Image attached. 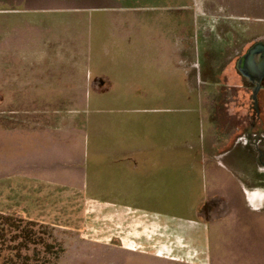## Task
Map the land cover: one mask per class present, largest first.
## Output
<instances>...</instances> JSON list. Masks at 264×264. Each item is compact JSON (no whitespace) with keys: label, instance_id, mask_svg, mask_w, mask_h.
<instances>
[{"label":"crops","instance_id":"crops-1","mask_svg":"<svg viewBox=\"0 0 264 264\" xmlns=\"http://www.w3.org/2000/svg\"><path fill=\"white\" fill-rule=\"evenodd\" d=\"M258 43L264 0H0V176L13 159L18 184L66 187L67 101L89 142L86 191L109 193L112 207L206 227L203 210L216 198L208 192L220 193L230 201L223 234L241 240L246 229L236 227L242 217L234 202L257 187L264 160V57L258 51L243 67L237 61ZM216 56L229 84L235 62L239 85L253 96L259 89L248 132L256 137L232 144L224 156L231 164L214 174L202 97ZM8 94L41 107L32 105V115L2 107ZM8 112L21 116L8 124ZM252 191L262 205V189ZM252 213L263 225V212ZM256 227L247 232L262 248Z\"/></svg>","mask_w":264,"mask_h":264},{"label":"rangeland","instance_id":"rangeland-1","mask_svg":"<svg viewBox=\"0 0 264 264\" xmlns=\"http://www.w3.org/2000/svg\"><path fill=\"white\" fill-rule=\"evenodd\" d=\"M213 60L215 63L204 74L210 88L202 99L211 123L205 156L210 171L216 174L224 162L230 163L224 156L228 158L226 153L232 144L256 137L255 132H248L257 116L252 89L246 91L239 85L242 80L238 78L236 63L231 67L236 76L232 79L235 85H231L223 78L224 59L216 56ZM2 98V107L25 108L30 115L32 105L41 107L40 101L31 103L29 96L8 94ZM79 98L83 100L82 97L72 100L77 102ZM73 107L66 101V109ZM68 110L65 188L53 182L18 184L13 159L8 160L7 175L0 176V215L11 214L20 224L15 229L0 220V264H20L22 257H29L36 264H264V220L263 225L256 227L253 222L259 213H252L263 212L264 219V200L258 205L251 198L254 188H261L264 194V160L257 187L250 185L248 195L242 192V199L234 202L237 207L240 204V212L236 211L242 217V225L236 227L246 229L244 235L239 234L242 239L236 240L233 234L230 237L223 234V229L229 227L228 222L224 223V212L230 201L220 193L208 192L210 199L216 198L209 199L203 210L201 217L208 221L206 227L202 221L170 222L142 211L112 207L109 193L86 191L83 151L85 145L88 150L89 142L84 145L79 120ZM6 114L8 124L21 116V113ZM96 194L108 200L98 199ZM255 227L257 236L262 227L263 235L258 241L262 248L254 246L256 240L247 232V228ZM46 243L53 245V252H48Z\"/></svg>","mask_w":264,"mask_h":264},{"label":"trees","instance_id":"trees-1","mask_svg":"<svg viewBox=\"0 0 264 264\" xmlns=\"http://www.w3.org/2000/svg\"><path fill=\"white\" fill-rule=\"evenodd\" d=\"M0 220H1V222H5V224L13 226L15 229H19L20 228V224L16 223V221L11 216V214L8 215V216L0 215ZM24 234H25V231H24ZM27 234H30V231H28ZM27 237H29V235ZM46 249L48 250V252H53L52 251L53 250V245L49 244V243H46ZM56 257H58V255H56ZM30 260H31V258H29V257H22V260H21L20 264H36V263H31ZM42 264H44V263H42Z\"/></svg>","mask_w":264,"mask_h":264},{"label":"water","instance_id":"water-1","mask_svg":"<svg viewBox=\"0 0 264 264\" xmlns=\"http://www.w3.org/2000/svg\"><path fill=\"white\" fill-rule=\"evenodd\" d=\"M258 51H262V53H263V57H264V45H263V44H261V43L255 44V45L249 50V52H248V57H247V59L245 60V62L247 63V62H249L250 60L252 61L253 58L255 57V55H256V53H257ZM258 89H259V87H257V88L255 89V91H254V96H253V98H254L255 100H256V93H257Z\"/></svg>","mask_w":264,"mask_h":264},{"label":"flooded vegetation","instance_id":"flooded-vegetation-1","mask_svg":"<svg viewBox=\"0 0 264 264\" xmlns=\"http://www.w3.org/2000/svg\"><path fill=\"white\" fill-rule=\"evenodd\" d=\"M247 57H248V53L246 55H243L240 58H238V61H237L238 67H243L244 65H246L245 60L247 59Z\"/></svg>","mask_w":264,"mask_h":264}]
</instances>
